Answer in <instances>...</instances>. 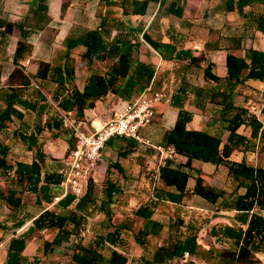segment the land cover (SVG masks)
Instances as JSON below:
<instances>
[{"label":"crops","instance_id":"0c3cea01","mask_svg":"<svg viewBox=\"0 0 264 264\" xmlns=\"http://www.w3.org/2000/svg\"><path fill=\"white\" fill-rule=\"evenodd\" d=\"M141 1L0 0V15L18 25L4 41L0 38V113L8 102H13L14 109L10 120L5 123L0 133V146L7 147V157L11 162L31 163L36 158L37 147L41 146L45 153L43 171L62 172L70 134L62 123V126H56L54 119L60 120L64 110L58 106V98L67 93V90L58 86L51 73L48 72L47 76L42 77L37 76L36 73L40 61L48 62L52 66L72 64L75 68L74 82L79 89H82L90 73L105 74L111 70L116 55L108 53L104 59H96L91 64H87L82 59V53L85 51L83 44L71 46L66 44L68 37L79 39L87 29L100 30L111 44L112 50L119 48L122 52H131L130 78L120 80L121 84L116 87L115 92L109 91L97 99L94 106L85 108L82 119L87 122L90 129L99 127L143 90L157 88L165 90L167 97L155 104L152 122L142 129V134L152 143L164 144L165 133L174 126L178 115L179 107L176 102L179 95L184 100V107L193 112L187 128L205 130L223 139L228 135L230 120L221 117V104L208 101L205 107L197 106L201 100L198 97L199 88L195 86L211 91L213 83L204 79L200 69L198 75H184L188 59L165 58L162 51L156 49L149 39L169 43L176 50L188 49L196 56L203 55L198 65L205 66L212 62L214 71L224 76L226 53L229 49H234L236 43L240 46L239 52L249 47L264 50V33L255 29L252 19L256 14L264 11V0H255L246 6L243 12L227 10L228 0H149L146 11L140 14L135 10L140 8ZM172 4L181 9V15L170 12ZM22 33L25 35L24 39L31 45L30 52L16 62L13 58L14 51ZM165 54L170 57L174 55L166 50ZM194 67L196 68L194 64L189 66V70ZM149 70L154 71L150 80ZM25 78H29V82H25ZM250 80H246L244 84H236L234 89L232 88L235 103H244L247 93L255 91L250 86L263 89L264 86L254 85ZM224 83L221 88L223 101L231 92V85L226 84V81ZM247 83L251 85L248 86ZM183 84L187 85L184 87ZM241 88L244 89L243 94L239 93ZM258 92L261 95V91ZM191 98L193 103L190 102ZM248 101L244 103L246 108ZM259 109L255 114L264 124L262 106ZM39 130L41 131L38 132ZM240 131L249 134L250 127L244 124L240 127ZM20 133L36 136V145L29 147ZM131 141L136 142L125 137H113L106 143L98 162L97 176L100 178L109 174L115 175L120 191L126 182L135 181L141 175L142 164L152 162L158 155L153 147L138 142L132 145ZM253 144L255 148L238 151L233 157L238 160L244 158L247 163L254 166H264V140L256 138ZM128 149L129 152L122 154ZM171 160L177 164L185 162L186 157L174 155ZM109 161H118L122 172L111 167L108 173ZM192 166L193 184L189 187L195 184L197 176H202L206 179L204 181L206 183L232 190L233 182L224 165L194 159ZM96 179L95 177L94 180ZM4 183V178L0 176V186ZM241 190L243 188H240ZM50 193L51 200L42 201L43 209L61 208L60 201L54 200L55 195H64L61 182L51 184ZM78 199L79 196L74 199L70 207H73ZM230 199L229 196L227 200ZM226 202L221 199L212 204L196 194L185 198L182 203L165 201L154 209L153 217L163 224V228L153 242L158 241L159 244H163L175 239L183 240L188 234L197 232V253L190 254L185 251L181 261L193 259L195 264H211L215 253H211L210 249L232 250L235 247L232 238L222 235L226 224L235 223L233 217L235 211L224 206ZM26 209L25 204L14 216H11V219L18 223L19 220L24 219ZM165 215L169 218L164 219ZM29 222L32 223V219ZM29 222L25 220L21 227ZM123 242L120 247L125 250L129 258H138L142 255L143 249L133 236L126 237ZM28 244L26 251L31 253L27 250ZM108 246L110 247L106 248V254L112 249L111 245ZM6 254L7 249L4 264ZM257 255L264 264V252H258Z\"/></svg>","mask_w":264,"mask_h":264},{"label":"trees","instance_id":"16d2710c","mask_svg":"<svg viewBox=\"0 0 264 264\" xmlns=\"http://www.w3.org/2000/svg\"><path fill=\"white\" fill-rule=\"evenodd\" d=\"M123 1V0H122ZM255 0H228L227 10L243 12L246 6ZM119 2V1H115ZM149 0H142L140 8L136 13L143 14L146 11ZM175 3V2H174ZM173 3V4H174ZM171 5L170 12L181 15L180 8ZM254 27L264 33V11L259 12L253 18ZM17 23L0 15V38L5 40L12 34ZM24 34L18 40L14 51V60L26 56L30 52L31 45L24 39ZM66 39L68 46L83 44L85 51L82 59L91 64L96 59H104L106 55H116L111 70L107 73L92 72L82 89H79L74 82V66L72 64L52 66L48 62L40 61L36 75L47 76L48 72L57 82L58 86L67 90V93L58 98V106L62 110H74L78 118H83L85 108L94 106L97 99L106 95L109 91H116L120 86V80L130 78L131 52H122L119 48L112 50L111 44L105 35L98 29H87L79 39ZM150 43L160 49L165 58L188 59L186 62V74L198 75V69L206 81L213 83V89L206 91L202 87L198 89V97L201 100L197 106L205 107L208 101L221 104V117L230 120L229 133L223 139L210 134L205 130L187 128V123L192 120L193 112L184 107V100L179 95L176 105L179 107L178 115L174 126L165 133L164 145H172L176 149L175 155L186 157L185 162L173 163L169 158L166 163L156 170L157 186L154 187L153 199L138 205L134 208V217L141 223L138 227L133 225V218H123L119 221L113 220L112 205L116 204L121 194L116 181L110 178L105 179L102 190L103 197L97 203L95 184L96 181L89 179L85 184L83 192L79 195L78 201L73 207L70 204L74 201L75 195L67 193L61 200V208H46L39 212L32 219V223L21 233L13 235L7 247L5 264H42V259L37 253H27L26 247L34 237L42 236V232L56 230L51 238H43L41 251L47 255L54 251L55 246L69 244L71 255L67 260L57 264H179L185 251L196 254L198 249L197 232L188 234L183 240H171L168 243L159 244L153 242L163 228V224L154 219V209L165 201L182 203L185 198L191 195H199L209 203L215 204L221 199L227 202L224 206L233 209L235 223L226 224L222 235L234 240L235 247L232 250H213L214 261L211 264H262L257 255L264 252V166L251 165L244 158L240 160L233 157L234 153L246 149L255 148L253 144L256 138L264 140V124L241 102L237 104L232 97V88L236 84H244L246 80L259 79L264 81V50L255 47L243 49L241 52L239 44L234 49H229L225 58V75L222 76L214 71V63L209 62L205 66L198 65L203 55H193L188 49L176 50L169 43H160L149 39ZM166 51L174 53L173 57L167 56ZM196 66L189 70V66ZM188 69V70H186ZM53 72V73H52ZM154 71L149 70L148 78H152ZM200 73V72H199ZM184 78V76H183ZM29 82V78H25ZM226 84L231 85L230 94L224 99L221 88ZM248 86L251 84L247 83ZM183 84L182 86H186ZM261 91L263 103L262 113L264 115V87L262 90L256 86H250ZM157 89V88H152ZM234 89V88H233ZM243 88L239 93L243 94ZM193 103V99L191 101ZM13 102H8L5 109L0 113V133L5 123L10 120L14 112ZM56 126L61 125L60 120L54 119ZM250 127L249 134L240 131L242 125ZM68 129V128H67ZM69 147L67 155L75 147L77 139L68 129ZM39 130L38 132H40ZM23 140H26L29 147L36 145L37 137L20 133ZM33 142V143H32ZM132 145L136 142L131 141ZM130 149L124 150L126 154ZM44 150L37 147L36 158L31 163L22 161L11 162L7 155L6 146H0V176L5 183L0 186V209L5 208L9 217L14 216L25 206V193L31 192L36 195V201H50L51 184L62 181L63 175L59 173H46L43 171ZM198 159L204 162L222 164L227 168L228 176L233 182L232 190L225 187H217L206 183L196 177V182L189 187V180L192 177V162ZM115 167L122 172L118 161H109V168ZM240 188L243 190L240 191ZM230 200H227L228 197ZM98 206L107 216L109 227L104 233H98L92 243H84L85 221L88 218L89 209ZM6 214V215H7ZM25 219L19 220L16 225L21 227ZM1 225V221H0ZM124 231L130 233L134 240L142 247L143 253L138 258H129L125 250L120 247L126 238ZM74 237V238H73ZM111 245L112 249L106 254V246ZM180 264H195L193 259H187Z\"/></svg>","mask_w":264,"mask_h":264},{"label":"built area","instance_id":"2783aa9c","mask_svg":"<svg viewBox=\"0 0 264 264\" xmlns=\"http://www.w3.org/2000/svg\"><path fill=\"white\" fill-rule=\"evenodd\" d=\"M166 97L167 93L163 89H145L94 129H90L87 122L78 118L73 110H64L60 116L61 123L71 130L77 142L66 156L61 172L64 195H55L54 200L59 202L69 192L76 198L83 192L88 180L97 176L102 150L113 137H125L153 147L158 152L157 168L172 158L176 153L174 146L152 143L142 134V129L154 118L155 104ZM248 108L254 113L258 110L253 104L248 105Z\"/></svg>","mask_w":264,"mask_h":264},{"label":"rangeland","instance_id":"374dc122","mask_svg":"<svg viewBox=\"0 0 264 264\" xmlns=\"http://www.w3.org/2000/svg\"><path fill=\"white\" fill-rule=\"evenodd\" d=\"M250 83L257 85V86H264V81L259 79H251ZM253 90H255L253 88ZM251 101L250 103L255 106V110L259 109L262 105L261 95L259 94L258 90L251 93H247V96L245 97L246 101ZM248 101V103H249ZM248 104V105H251ZM249 109V108H248ZM250 110V109H249ZM254 113V112H252ZM255 114V113H254ZM257 115V114H256ZM261 115V114H260ZM264 119V115H263ZM156 157V156H154ZM157 160L158 156L154 158L152 162H147L144 165L142 164V172L141 175L135 181H128L121 189V194L119 195V200L116 202V204L112 205L113 208V220L119 221L123 218H133V225L135 227H138L141 223V221L134 217V208H136L138 205L145 203L147 201H150L153 199L154 196V187L157 186V177H156V170H157ZM150 166V168H147ZM95 178H91L94 181H96L97 184H95V193L97 198V203H100L101 198L103 197V187L105 184V179L110 178L111 180L115 181L116 176L115 175H108V176H101L100 178L96 176ZM201 180L205 181L206 179L204 177H200ZM193 184V179L189 180V185ZM121 186V185H119ZM24 199L26 201V210L24 214V219L26 222H29L30 219H33L35 216L39 214V212L44 208V205L41 203H38L36 201V195L34 193L28 192L25 193ZM47 205V204H46ZM74 206V205H73ZM174 206V205H173ZM174 209V208H173ZM156 209V213H157ZM174 211V210H172ZM171 211V212H172ZM6 209L3 207L0 209V264H4L5 259V251L7 249V242L9 240V237L21 233L24 231L29 224H25L23 227H18L16 225L17 221L14 219H11V217L8 216ZM173 214V213H172ZM172 214H169L172 216ZM107 216L102 210L98 209V206H95L93 209H89L88 211V218L87 221H85L84 226V235L82 234V237L84 239V243L90 244L94 241L95 236L98 235V233H104L107 228L109 227L108 220L106 218ZM164 219H168V215L163 216ZM175 217V215H174ZM7 221V222H6ZM15 221V222H13ZM176 225L178 223H175ZM167 225V224H166ZM56 230H47L42 232L43 237L36 236L31 241H29L27 250L31 253H37L40 258L42 259V264H57L61 261L67 260L71 255V248L68 246L69 244H64L62 246H55L54 251L44 255L41 251V247L43 245V238H51L54 236ZM125 236L128 238L130 237V233H127L124 231ZM167 233H165L166 235ZM74 238V237H73ZM110 246H106V248H109Z\"/></svg>","mask_w":264,"mask_h":264}]
</instances>
